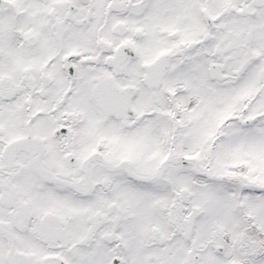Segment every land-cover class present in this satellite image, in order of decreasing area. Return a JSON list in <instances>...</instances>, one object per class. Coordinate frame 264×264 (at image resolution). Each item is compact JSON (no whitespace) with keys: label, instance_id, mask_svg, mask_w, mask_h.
Listing matches in <instances>:
<instances>
[{"label":"snow or ice","instance_id":"snow-or-ice-1","mask_svg":"<svg viewBox=\"0 0 264 264\" xmlns=\"http://www.w3.org/2000/svg\"><path fill=\"white\" fill-rule=\"evenodd\" d=\"M0 264H264V0H0Z\"/></svg>","mask_w":264,"mask_h":264}]
</instances>
